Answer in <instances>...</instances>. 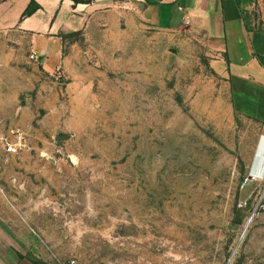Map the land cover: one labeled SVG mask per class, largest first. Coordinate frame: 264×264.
Segmentation results:
<instances>
[{"label": "rangeland", "instance_id": "374dc122", "mask_svg": "<svg viewBox=\"0 0 264 264\" xmlns=\"http://www.w3.org/2000/svg\"><path fill=\"white\" fill-rule=\"evenodd\" d=\"M217 61L204 33L124 29L87 57L86 106L55 71L25 147L0 158L1 222L30 257L264 264V89H235Z\"/></svg>", "mask_w": 264, "mask_h": 264}, {"label": "crops", "instance_id": "0c3cea01", "mask_svg": "<svg viewBox=\"0 0 264 264\" xmlns=\"http://www.w3.org/2000/svg\"><path fill=\"white\" fill-rule=\"evenodd\" d=\"M33 2L38 11L24 17ZM256 9L264 24V0L249 5L243 0H97L78 5L72 0H0V158L9 154L5 144L16 141L11 133L21 131L26 141V122L36 115L33 106L41 110L44 93L52 85L57 89L52 79L57 69L72 78L70 99L86 106L87 57L105 53L108 39L121 37L124 29L204 33L218 68L235 89H264V28L254 24ZM33 52L39 64L30 60ZM235 96L251 102L237 107L242 113L254 112L255 98L245 92ZM50 98L56 100L58 93L51 92ZM257 106L255 112L264 118L263 95ZM78 114L86 120V111L73 112ZM58 115L52 113L53 120ZM1 218L0 264H41L26 253L23 234L8 230Z\"/></svg>", "mask_w": 264, "mask_h": 264}, {"label": "built area", "instance_id": "2783aa9c", "mask_svg": "<svg viewBox=\"0 0 264 264\" xmlns=\"http://www.w3.org/2000/svg\"><path fill=\"white\" fill-rule=\"evenodd\" d=\"M254 24L258 28H264V24L259 17L254 19ZM29 58L34 63L39 64L41 62L40 57L35 52L31 53ZM57 72H61V70L58 69ZM60 77L61 76H59L58 78H60ZM12 134L16 137V141L14 143H6L5 144L6 145V151L8 153L17 154V153H19V151L21 149H23L25 147V138H24V135L21 131H16V132H13ZM2 193H4V189L0 185V194H2ZM67 264H81V263L74 260V261H70Z\"/></svg>", "mask_w": 264, "mask_h": 264}, {"label": "trees", "instance_id": "16d2710c", "mask_svg": "<svg viewBox=\"0 0 264 264\" xmlns=\"http://www.w3.org/2000/svg\"><path fill=\"white\" fill-rule=\"evenodd\" d=\"M76 5L78 4H92L96 2L97 0H72ZM39 9V6L36 3H32L29 8L26 10L24 17L31 16L34 13H36Z\"/></svg>", "mask_w": 264, "mask_h": 264}, {"label": "bare ground", "instance_id": "6f19581e", "mask_svg": "<svg viewBox=\"0 0 264 264\" xmlns=\"http://www.w3.org/2000/svg\"><path fill=\"white\" fill-rule=\"evenodd\" d=\"M253 177H254V179H256V180H259V179H262V177L260 176V174H258L257 172H254L253 173Z\"/></svg>", "mask_w": 264, "mask_h": 264}]
</instances>
